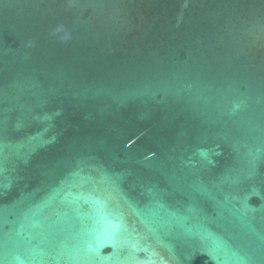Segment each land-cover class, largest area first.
<instances>
[{
  "label": "water",
  "instance_id": "water-1",
  "mask_svg": "<svg viewBox=\"0 0 264 264\" xmlns=\"http://www.w3.org/2000/svg\"><path fill=\"white\" fill-rule=\"evenodd\" d=\"M0 264H264V0H0Z\"/></svg>",
  "mask_w": 264,
  "mask_h": 264
}]
</instances>
